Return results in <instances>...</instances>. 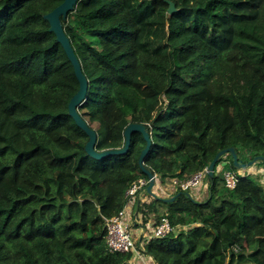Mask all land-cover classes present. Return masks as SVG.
Masks as SVG:
<instances>
[{
    "label": "trees",
    "instance_id": "1",
    "mask_svg": "<svg viewBox=\"0 0 264 264\" xmlns=\"http://www.w3.org/2000/svg\"><path fill=\"white\" fill-rule=\"evenodd\" d=\"M62 1L0 0V264H143L108 249L107 220L149 179L147 142L134 131L126 153L86 151L68 108L79 80L45 17ZM62 22L97 150L122 148L140 122L144 164L161 180L188 179L230 147L241 162L264 156V0H77ZM226 158L234 188L216 166L206 188L162 197L154 186L148 202V184L139 190L134 221L174 226L138 238L150 264H264V173Z\"/></svg>",
    "mask_w": 264,
    "mask_h": 264
},
{
    "label": "water",
    "instance_id": "2",
    "mask_svg": "<svg viewBox=\"0 0 264 264\" xmlns=\"http://www.w3.org/2000/svg\"><path fill=\"white\" fill-rule=\"evenodd\" d=\"M76 3H77V0H63L62 3H60L53 10L45 14V17L50 22V30L55 32L57 40L63 45L69 59L72 62L76 76L80 84L78 91L72 96V98L69 101V104H68L69 113L72 115L76 123L80 127H82L89 136V139L85 146L86 151L90 155L97 157V158H101V157H104L110 154L126 153L131 143L132 133L134 131H141L147 143L141 152V155L139 157V162H140L142 169L145 170L149 176V184L147 187L148 191L156 195V193L153 191V187L155 185L154 173L151 170H149L144 164V157L148 153L150 146H151V135L146 125L140 122L129 123L126 126L125 131H124L125 144L122 148H111V149H105V150L99 151L96 149V143L98 141L97 131L88 124V122L81 116L79 112V107L85 100L87 92H88V80L82 71L80 60L75 54L74 48L71 44V41L68 35L65 32L64 25L62 22V17L64 18L67 17L68 13L71 10H73ZM174 11H176L175 4L172 1H170L168 12L172 13ZM226 154H230L232 156L233 163L238 170L243 169V168L248 169L252 165H254L257 161L264 160L263 155H257L247 162H241L239 160V154H238L236 147H230V148L219 151L216 154V156L213 158V160L210 162L208 166V175L210 177H213L215 175L216 173L215 168L219 163H221L222 165H226L228 163L227 161H223V160L221 161L222 156ZM175 198L176 196H173L170 198V200H174Z\"/></svg>",
    "mask_w": 264,
    "mask_h": 264
},
{
    "label": "built area",
    "instance_id": "3",
    "mask_svg": "<svg viewBox=\"0 0 264 264\" xmlns=\"http://www.w3.org/2000/svg\"><path fill=\"white\" fill-rule=\"evenodd\" d=\"M223 161H227L226 165H222L219 168L221 172L224 182L226 186L230 188H234L238 182L239 173L228 167L229 159L224 158ZM240 171V170H239ZM260 172V171H258ZM241 173V172H240ZM264 173V172H263ZM208 175V167L193 174L188 179H180L178 177H170L167 178L168 185H164L158 174L154 173L155 177V190L156 185H158L163 193H166V196H171L175 191L179 188L182 190H196L200 188H206ZM149 184V179H139L135 182L128 190L129 201L128 204L119 212V214L109 218L107 220V246L110 251H134L137 255L138 259L142 261L143 264H150L148 261V256L142 254L137 246V240L135 239L134 232L132 228L129 226L130 219L128 220L129 208L134 204L135 199L138 196V192L144 186ZM169 189L170 191H167ZM153 231L152 233L144 232L143 235L150 237L152 235L155 236H164L168 232L174 230V226L172 225L168 216H163L157 225H153L150 229ZM237 249V247H236ZM151 259V258H150Z\"/></svg>",
    "mask_w": 264,
    "mask_h": 264
},
{
    "label": "rangeland",
    "instance_id": "4",
    "mask_svg": "<svg viewBox=\"0 0 264 264\" xmlns=\"http://www.w3.org/2000/svg\"><path fill=\"white\" fill-rule=\"evenodd\" d=\"M94 125L96 126V124L94 123ZM226 157H229V154H226L225 155V158ZM220 164H218L217 165V169H219L220 168ZM261 167H264V163L263 162H261V161H257L254 165H252L250 168H248V169H240L241 171V173H247V172H252V173H255V172H258V170H256V169H259V168H261ZM207 183V182H206ZM163 184L164 185H168V180H166V181H163ZM207 185V184H206ZM156 191L158 192L157 194L158 195H161L162 197H164V196H166V193H163L162 192V190H161V188L158 186V185H156ZM167 191H170L169 189H167ZM206 191L207 190H204V192H202V196L203 197H205V194H206ZM206 196H207V194H206ZM152 197V196H151ZM167 197V196H166ZM170 197V196H169ZM202 197V198H203ZM153 198H154V196H153ZM151 200V199H150ZM143 201H147L148 202V200H143ZM163 205H161L160 204V207H162ZM160 214H162L165 210H164V208L163 209H160ZM152 216H154V213L152 214ZM154 218V217H153ZM152 219V218H151ZM143 223H145L144 222V219H142V214L141 215H139V217H138V220L137 221H134V216L133 217H131V220H130V222H129V226L132 228V230H133V232H134V236H135V239L136 240H138V238L140 237V235L141 234H143L144 232H148V233H152L153 231H151V230H138V231H136V230H134V229H136V228H138V227H140L141 228V226L143 227ZM143 228H145V227H143ZM143 228H141V229H143ZM140 232H143V233H140ZM244 264H250V262H246V263H244Z\"/></svg>",
    "mask_w": 264,
    "mask_h": 264
},
{
    "label": "crops",
    "instance_id": "5",
    "mask_svg": "<svg viewBox=\"0 0 264 264\" xmlns=\"http://www.w3.org/2000/svg\"><path fill=\"white\" fill-rule=\"evenodd\" d=\"M256 170H258V171H260V172H264V167H261V168H259V169H256ZM241 171V170H240ZM261 180H262V182L264 183V174L261 176ZM144 194H141V200H150L151 198H153V194H151V195H144ZM152 196V197H151ZM133 210H134V204H132V206H130V208H129V214H128V220L130 219L131 220V217H133L134 215H133ZM141 228H143L142 226H141ZM140 227H138V228H136V229H134V230H136V231H138V230H146L145 228H143V229H141ZM140 233H143V232H140ZM143 234H141L140 236H142ZM148 261H149V263H150V261H151V259L149 258V256H148Z\"/></svg>",
    "mask_w": 264,
    "mask_h": 264
},
{
    "label": "clouds",
    "instance_id": "6",
    "mask_svg": "<svg viewBox=\"0 0 264 264\" xmlns=\"http://www.w3.org/2000/svg\"><path fill=\"white\" fill-rule=\"evenodd\" d=\"M221 161H222V159H221Z\"/></svg>",
    "mask_w": 264,
    "mask_h": 264
}]
</instances>
